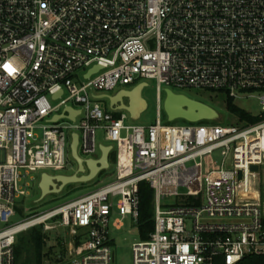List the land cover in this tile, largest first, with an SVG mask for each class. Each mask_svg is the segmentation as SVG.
<instances>
[{
  "label": "built area",
  "instance_id": "2783aa9c",
  "mask_svg": "<svg viewBox=\"0 0 264 264\" xmlns=\"http://www.w3.org/2000/svg\"><path fill=\"white\" fill-rule=\"evenodd\" d=\"M147 79L158 96L166 86L256 98L259 121L166 124L159 105L145 125L119 104L105 109L102 99L132 89L109 91ZM74 134L84 160L112 147L103 171L115 179L13 224L23 171L56 176L48 170L69 164ZM216 152L221 168L206 173ZM263 167L264 0H0V264H17L18 238L52 219L69 227L65 264H113L112 213L116 229L130 217L139 231L143 182L154 190V230L132 245L133 264L264 256Z\"/></svg>",
  "mask_w": 264,
  "mask_h": 264
},
{
  "label": "rangeland",
  "instance_id": "374dc122",
  "mask_svg": "<svg viewBox=\"0 0 264 264\" xmlns=\"http://www.w3.org/2000/svg\"><path fill=\"white\" fill-rule=\"evenodd\" d=\"M141 81H137L135 84L119 86L113 91H109V94L115 95L119 90L133 89L138 86ZM148 83L142 90V95L144 99L147 101V108L142 112L140 118L138 120H130L133 123L137 124H152L156 121L158 116V106L160 105L161 119L163 123L166 124H176V125H185L190 122L185 121L183 119H177L175 121H168L167 114L164 109V103L166 100V86H162L161 91L158 96L157 90V81L153 79L144 80ZM172 91L177 94H184L191 99L203 102L218 111L220 114L219 121H201L200 124H238V117L230 113L225 106L226 96L221 92H213L205 89H196V88H177L171 87ZM158 97H160V101H158ZM125 102H128V98H124ZM105 109H110V99L104 98L101 100ZM236 104L249 111L253 115H258L261 112V106L259 104V100L256 98H247L236 100ZM98 142L110 144L105 141L103 135L101 133L98 134ZM69 153V151H68ZM101 151L98 150L94 155L95 158L101 157ZM115 155L111 154L110 159L111 162H114ZM204 170L206 173L212 170H219L222 164V156L220 152H216L213 155L206 156L204 158ZM264 168V167H263ZM86 171L88 172V168L86 166ZM113 169L103 171L99 174L94 180L87 183H71L67 184L64 189L60 193H52L48 194L44 198H41V189L39 187L42 171H28L26 173L23 171L24 177L22 178L20 185L23 190H25V195H20L17 197L16 202L18 207L22 209V213L17 214L13 217L12 223H19L27 218H31L42 213H45L67 201L80 197L102 185H105L115 179V176L112 173ZM49 173L57 175H73L78 173V164L69 157V164L59 171L48 170ZM80 175L82 173H79ZM60 184V182H57ZM184 189H181L183 191ZM185 191V190H184ZM118 198L116 199L117 202ZM173 201V198H171ZM169 202V200H164L163 204ZM121 218L117 209H114L112 213L111 221H110V231L111 235L114 238V263L113 264H133L132 258V245L136 242L142 240L139 231L136 229V224L130 217H127L123 220V226L121 229H116L115 222ZM57 218L56 220H59ZM49 225L53 228L44 229L43 232L46 233L47 243L45 246V251L52 252L53 254L62 253L63 259H60V264H65L69 261L67 257V241H70L69 236V227L59 226V222H55V220H50ZM26 234V232H25ZM30 234L24 235V238H27ZM65 247V250L62 248Z\"/></svg>",
  "mask_w": 264,
  "mask_h": 264
},
{
  "label": "water",
  "instance_id": "95a60500",
  "mask_svg": "<svg viewBox=\"0 0 264 264\" xmlns=\"http://www.w3.org/2000/svg\"><path fill=\"white\" fill-rule=\"evenodd\" d=\"M99 67H95L93 71H96ZM147 83H142L132 90H124L115 96L109 97L111 105H118L120 108L126 110L133 120H138L142 112L147 108V101L142 97V90ZM166 100L164 103V109L168 117V121H175L177 119H183L190 123L200 121H219L220 114L213 107L189 98L184 94L174 93L171 89H166ZM128 98V103L124 102V98ZM140 104V107L137 106ZM74 118V117H73ZM111 146H101V157L99 159L84 160L78 154V135L74 134L71 144V155L73 160L78 164V173L73 175H56L52 176L47 173H43L40 181L41 198H44L48 194L60 193L67 184L71 183H87L94 180L101 171L109 168V156ZM86 166L88 172L86 171ZM253 171H257V166H252ZM79 173H82L81 175ZM239 179L242 178V172L238 174ZM60 185L58 186V183Z\"/></svg>",
  "mask_w": 264,
  "mask_h": 264
},
{
  "label": "trees",
  "instance_id": "16d2710c",
  "mask_svg": "<svg viewBox=\"0 0 264 264\" xmlns=\"http://www.w3.org/2000/svg\"><path fill=\"white\" fill-rule=\"evenodd\" d=\"M225 106L233 115L237 116L240 121L255 123L259 121L257 116H254L249 111L239 107L234 99L226 96ZM141 207L140 217L138 220L139 234L142 239H147L149 233L154 230L153 221V201L154 190L151 189L148 183L140 184ZM22 213V209L17 207V214ZM43 226H37L23 233L15 245L17 264H45L46 257H49L52 252L45 251L46 233L42 230ZM30 234L27 238L24 235ZM80 240H77V244ZM65 250V247L62 248ZM59 261V259H57ZM238 264H264V256H247Z\"/></svg>",
  "mask_w": 264,
  "mask_h": 264
},
{
  "label": "bare ground",
  "instance_id": "6f19581e",
  "mask_svg": "<svg viewBox=\"0 0 264 264\" xmlns=\"http://www.w3.org/2000/svg\"><path fill=\"white\" fill-rule=\"evenodd\" d=\"M138 107H140V104H137Z\"/></svg>",
  "mask_w": 264,
  "mask_h": 264
},
{
  "label": "flooded vegetation",
  "instance_id": "af4514ba",
  "mask_svg": "<svg viewBox=\"0 0 264 264\" xmlns=\"http://www.w3.org/2000/svg\"><path fill=\"white\" fill-rule=\"evenodd\" d=\"M142 97H143V95H142ZM144 98V97H143Z\"/></svg>",
  "mask_w": 264,
  "mask_h": 264
}]
</instances>
